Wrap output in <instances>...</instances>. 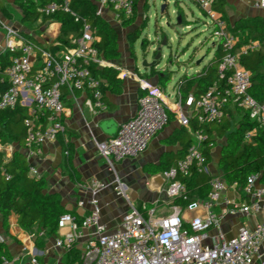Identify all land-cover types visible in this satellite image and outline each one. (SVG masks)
<instances>
[{
  "label": "built area",
  "instance_id": "obj_1",
  "mask_svg": "<svg viewBox=\"0 0 264 264\" xmlns=\"http://www.w3.org/2000/svg\"><path fill=\"white\" fill-rule=\"evenodd\" d=\"M190 1L208 19L206 26L215 39L214 46L221 47L223 52L217 67V81L208 86L198 99L188 96L185 101L192 111L191 119L200 126L220 125L226 118L228 107L232 106L249 113L251 121L264 131V104L248 94L251 72L240 62L242 57L257 52L260 43L249 41L237 47L239 39L228 31L226 20L214 8L220 0ZM72 2L60 0L39 9L42 16L63 12L81 23L76 46L59 52H52L47 47L37 48L23 32L0 18V32L3 34L1 53L8 57V65L0 66V83L8 86L0 94V111L17 107L26 110L23 126L28 157H41L42 147L64 133V93L86 94L96 113L108 110L105 82L93 74L96 68L105 67L106 62L97 47L92 28L71 9ZM253 7L264 18V0L255 1ZM103 8H110L119 18L129 20L134 14L135 0H98L96 16L101 15ZM141 90L143 93L138 98L134 116L122 123L113 137L97 145L99 155L110 167L142 155L168 125L171 106L165 93L161 88L146 83L141 84ZM174 96L178 102L171 111L178 115L181 105L179 89ZM180 118L182 126H190L188 116ZM255 132H250L247 139ZM194 136L195 142L187 148L184 158L161 174L170 201L168 211L156 215V205L137 207L129 203L117 228L110 231L101 221V209L96 199L107 185L93 180L87 186L91 196L89 212L80 220L71 214L62 215L57 227H67L68 231L55 238L54 246L68 253L76 247L79 239L83 240L79 257L72 264H255L264 246V220L252 229L241 228L237 236L230 239L218 231L223 218L215 211L220 194L228 187H239L236 183L227 185L222 178L211 176L203 148L207 145L212 149L215 144L202 130L196 131ZM192 171L210 177L207 197L195 199L185 208L174 205L176 199L188 201L186 187L177 177L187 178ZM0 173L5 180L10 179L3 167H0ZM258 180L259 175L247 178L245 186L239 189L240 200H224V204L229 206L226 214L256 216L264 213V186L256 187ZM114 191L129 202L126 186L118 178L114 182ZM83 206L84 202H79V207ZM186 212L200 214L187 219L184 216ZM211 230L218 233L208 244V232ZM14 262L13 259H3L1 264ZM30 264H40L38 257L33 255ZM258 264H264V260Z\"/></svg>",
  "mask_w": 264,
  "mask_h": 264
},
{
  "label": "crops",
  "instance_id": "obj_2",
  "mask_svg": "<svg viewBox=\"0 0 264 264\" xmlns=\"http://www.w3.org/2000/svg\"><path fill=\"white\" fill-rule=\"evenodd\" d=\"M255 1L257 0H223V12L228 26L231 28H239L246 24V26H250V23H244V21L252 20L257 17L263 18L260 11L253 7ZM95 3L97 12L98 1ZM12 4L20 12L15 2L13 3L12 1ZM147 5L148 0H137L135 18L130 22L123 18H119L110 8H103L101 15L98 16L115 30L119 45V58L114 61H107L104 59L106 62L105 67L96 68L95 71L104 68L116 70L118 72V78L122 80L123 87L122 92L118 95L107 90L104 91L105 100L108 105V110L106 112L96 113L93 111L86 94L75 93L69 95L64 93V105L66 110L63 116L64 133L59 135L55 141L45 144L42 147L41 157H28V150L24 137L19 140L18 136H13L12 138L6 136L3 141H0V167L1 164L10 162L15 156H22L27 162L29 175L36 179L44 178L47 184L45 193L48 195L57 194L60 197L61 205L67 211L71 212V215L77 217L78 220L90 210L88 201L91 196L87 188L88 184L93 180L105 183L107 185L106 190L99 193L96 199L101 209V221L110 231H114L117 228L120 220L129 208V205H121V210L114 207V202L118 201L117 199L122 200L125 204L130 203L137 207L143 205L148 207L162 205L166 208L168 204L170 205V201L165 193L166 186L161 174L151 176L148 174L147 168L165 162V158L168 156H176L179 159L185 154L186 149L182 148L176 136L179 132L186 131V133L191 134V141L193 143L195 142V136L192 134L190 126L184 127L180 123V116H188V118L191 119L192 115L191 109L185 104L186 99H182L183 82H179V79L183 75L177 79L176 83L169 91L170 93L167 94L165 91L168 89L167 87L171 82L170 72L157 67L141 70L137 67L131 54L128 53V49L131 51V47L138 39H135V35L138 36V29L143 28L145 25L144 22L141 26V17L139 14L141 13V16H144L145 12L148 10ZM176 6L184 13V6L182 7L179 5L178 2ZM3 7L7 12L5 5H3ZM164 12H166V9ZM0 15L4 17L8 24H11L9 14L7 15L3 12L1 5ZM30 26L36 28V31L31 32L15 28L27 34L33 41L43 46L56 45L61 30L60 23L39 19ZM186 29L189 30L190 26L187 25ZM92 30L98 45L101 42V37L97 35L94 28H92ZM248 31V29H239L238 36L244 33V36L247 37ZM161 34V27L157 25L156 22L155 35L158 36ZM238 36L239 43L237 47L245 45L246 43L241 44L242 39L245 40V38ZM73 37L74 34L70 33L69 38ZM213 47L215 52L216 47ZM2 48L3 34L0 32V55H2ZM121 48L123 52L120 51ZM262 49L263 47L260 43V49L257 52ZM192 65L193 62L189 63L186 67L187 70L184 75L187 77L193 75L199 76L206 64L201 69L197 70H192ZM197 65L199 64L197 63ZM188 71H190V73ZM168 79H170V82L167 86L164 87L160 84V80L166 81ZM103 81L106 85V81ZM143 83L161 88L166 95V100L171 106V110L175 106V103L178 102V98L174 95L175 91L179 89L181 95L180 113L176 115L173 111H168V125L151 141L147 150L142 155L135 159L114 163L113 166L110 167L99 155L97 145L113 137L117 133L119 126L134 116L137 110L138 98L143 93L141 90V84ZM192 92L193 91H189L187 97L193 96ZM241 118L242 112H240L239 109L232 106L228 107L226 120H229L232 126L237 125ZM235 119L237 121L233 123ZM6 123L7 122H5V124ZM212 127L210 126L209 128L211 129ZM211 138L215 145L209 150L208 162L210 173L211 176L221 178V171L218 168L220 152L216 154L215 151L218 142L221 140L223 141V139L217 137L214 128H212L211 131ZM69 160L70 165L68 162ZM31 169L33 171H31ZM1 178H4V176L0 173V180H2ZM116 178L124 185L131 179L134 185L138 184V186H140V188H132L131 193L135 200L134 203L130 202L129 196V202H127L124 198L116 195L114 191V182ZM262 186H264V184L260 182L259 178L256 187ZM241 198V192L238 188L228 187L220 194L218 205L215 207V211L223 215L218 231L222 233L226 239L237 236L241 228L252 229L257 223L264 220V213L256 216H245L241 214L232 216L226 214V209L229 206L224 204V200L232 202L238 201ZM79 202H84V206L79 207ZM166 211L163 210L161 212L163 213ZM199 214L200 212H186L184 216L190 219L194 215ZM8 225V231L5 232L0 221V241L5 243L9 253L15 261L14 264H30V259L33 255L38 257V260L41 259V261H39L40 264H66L67 253L56 248L54 246V241L56 237L68 231L67 227L62 229L57 227L55 234H50L38 224L29 230H25L19 225L18 217L15 214L9 216ZM41 233L44 234L43 237L40 236ZM217 233L218 232L215 230L208 232V244L211 243V238ZM82 241L83 240L79 239L74 248L78 255L82 248ZM259 255L260 258L254 261L255 264L264 260V246L260 249Z\"/></svg>",
  "mask_w": 264,
  "mask_h": 264
},
{
  "label": "trees",
  "instance_id": "obj_3",
  "mask_svg": "<svg viewBox=\"0 0 264 264\" xmlns=\"http://www.w3.org/2000/svg\"><path fill=\"white\" fill-rule=\"evenodd\" d=\"M0 0V3L2 4ZM98 0H73L71 9L91 28H94L97 35L101 37L100 44L97 45L102 57L107 61H114L119 58L118 39L115 30L107 25L100 17L96 16V3ZM60 0H16L15 4L20 10L22 20H27L29 25H33L39 19L43 21H54L61 24L60 34L57 38L56 45L43 46L42 44L33 41L27 34L23 35L27 40L33 43L37 48L47 47L52 52L71 49L76 46V40L80 37L81 23L75 22L74 18L66 13L57 12L49 17L42 16L39 9L50 4L59 3ZM136 3L133 17L128 21H133L136 14ZM177 3V1H176ZM215 10L225 19L223 12V0L218 1ZM2 10L7 15L8 13ZM226 20V19H225ZM244 23H250V26H241L239 28H231L228 26V31L238 36L239 29H248L247 37L240 35L242 39L241 44L249 41H258L262 44L263 49L257 53L249 54L241 58L242 66L251 72V87L248 94L258 103L264 104V19L257 17L252 20H246ZM143 28H139L141 32ZM73 33L74 37L69 38V34ZM238 36V37H240ZM139 36L135 35V39ZM240 44V45H241ZM145 46V42H143ZM223 56L221 47H217L212 59L206 64L199 76L193 75L187 77L183 75L179 82L182 83V99H187V93L193 91L194 99L205 91V89L217 81V67ZM8 65V57L0 55V66ZM94 76L106 81L104 91H109L113 94H120L122 92V80L118 78V72L112 68H104L102 70L93 71ZM170 79L166 81L160 80V84L167 86ZM6 83H0V94L7 90ZM186 101V100H185ZM242 112L240 122L232 126L229 120H224L220 125L200 126L195 119L190 120V128L192 134L196 131L202 130L209 140L211 138V131H214L218 138L223 139L224 143L221 146L220 157L218 161V168L221 171V178L227 185L236 183L239 189L245 186L246 180L251 175H259L260 182L264 184V131H262L256 122L250 121L249 113ZM26 117V110L17 107L14 110L0 111V141H3L6 136H18L21 140L25 138V129L23 126V119ZM5 122H7L5 124ZM11 125V126H10ZM212 127L211 129L209 127ZM255 130L250 139L247 135ZM179 142L183 149H186L193 144L191 141V134L186 131H181L177 135ZM187 147V148H186ZM208 146H204L203 153L207 160H209ZM186 153V152H185ZM176 156H168L165 162L158 165L149 166L147 168L148 174L151 176L162 174L174 168L178 161L183 159ZM70 165V160L68 161ZM7 174L10 176L9 180L1 178L0 180V221L5 232L8 231V218L11 214L18 217L19 225L29 230L36 224L46 229L50 234H55L57 231V224L59 218L64 214H70L60 202V197L57 194H46L47 184L44 178L36 179L29 175V168L27 162L22 156H15L10 162L1 164ZM177 179L186 187L185 197L187 202L182 199L174 200L173 204L185 208L186 205L195 200H203L207 197L210 186V177L203 174H198L192 171L190 176ZM79 257L75 249L67 253L66 264H72ZM12 261V256L9 253L5 243L0 242V264L2 260Z\"/></svg>",
  "mask_w": 264,
  "mask_h": 264
},
{
  "label": "rangeland",
  "instance_id": "obj_4",
  "mask_svg": "<svg viewBox=\"0 0 264 264\" xmlns=\"http://www.w3.org/2000/svg\"><path fill=\"white\" fill-rule=\"evenodd\" d=\"M12 1L14 3L16 0H4L0 5L1 7L5 5L13 27L35 32L36 28L31 27L27 20H22L20 12L13 6ZM176 1L182 7L184 6V13L177 8ZM176 1L167 0L165 3L166 12L161 16L160 10L164 5L163 0H148V10L144 16H141V13L139 14L141 26L145 22L143 30L137 33L139 37L131 47L132 50L128 49V53L131 54L132 59L141 70H143L144 63L152 64L159 56L156 67L170 72L171 75V82L165 91L167 94L170 93L169 91L177 79L186 73V67L189 63L193 62L192 70L201 69L208 63L213 56L215 42V39L210 35L209 29L205 26L208 23V19L197 5L190 0ZM0 18L5 21L2 15H0ZM156 22L161 27L162 33L158 36L155 35ZM187 25L190 26L189 30L186 29ZM164 39L166 43L163 45ZM143 42L146 43L145 46H142ZM120 51L123 52L122 48ZM188 72L190 73V71ZM236 121L235 119L233 123ZM223 143L224 141L222 140L218 142L216 154L220 152ZM128 182L127 184L125 183L127 187L126 193L130 197V202L134 203L135 200L131 193L132 188L136 189L140 188V186L137 183V185H134L131 179ZM117 200L114 202V207L119 208V210L122 209L121 205H128L122 200ZM163 210L168 211L167 207L157 206L156 215H159Z\"/></svg>",
  "mask_w": 264,
  "mask_h": 264
},
{
  "label": "water",
  "instance_id": "obj_5",
  "mask_svg": "<svg viewBox=\"0 0 264 264\" xmlns=\"http://www.w3.org/2000/svg\"><path fill=\"white\" fill-rule=\"evenodd\" d=\"M166 1L167 0H163V3H164V5L161 7V10H160V13H161V16L162 15H164V10L166 9ZM176 1V0H175ZM10 26H13V24L11 23V24H9ZM166 43V40L164 39V41H163V45ZM159 59V56H157V59L155 60V62H153L152 64H147V63H144L143 64V69H150V68H152V67H156V65H157V60Z\"/></svg>",
  "mask_w": 264,
  "mask_h": 264
}]
</instances>
